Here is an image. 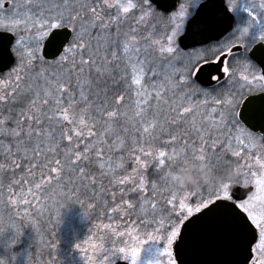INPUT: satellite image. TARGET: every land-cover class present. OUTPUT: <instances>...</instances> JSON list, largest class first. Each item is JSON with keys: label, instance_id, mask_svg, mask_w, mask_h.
<instances>
[{"label": "snow or ice", "instance_id": "obj_1", "mask_svg": "<svg viewBox=\"0 0 264 264\" xmlns=\"http://www.w3.org/2000/svg\"><path fill=\"white\" fill-rule=\"evenodd\" d=\"M0 82V145H11L0 151V185L89 196L108 220L109 210L134 214L145 229L141 239L98 226L108 232L75 245L85 264H141L147 245V264H188L193 226L217 218L227 221L225 264H264V156L232 160L244 159L234 144L264 142V0H0ZM201 98L210 111L197 127ZM181 129L177 152L169 141ZM213 157L211 181L175 186L187 161L215 167ZM46 208L53 225L51 206L35 214ZM21 237L15 225L0 231V264H16Z\"/></svg>", "mask_w": 264, "mask_h": 264}, {"label": "trees", "instance_id": "obj_2", "mask_svg": "<svg viewBox=\"0 0 264 264\" xmlns=\"http://www.w3.org/2000/svg\"><path fill=\"white\" fill-rule=\"evenodd\" d=\"M18 103L19 101L11 103L13 111H19V108L16 107ZM0 111H2V109H0ZM77 113V117H79L80 113ZM191 137L192 136H188L187 140ZM10 147L11 145L7 140H5L4 143L0 145V151H7ZM13 151H15V149H13ZM20 163L23 162L21 161ZM188 163H192V161L189 160ZM166 166L167 165H165V167ZM185 168L188 167L186 166ZM185 168L178 175L182 176L185 173V170H187ZM188 169L194 174H200L197 171L198 169ZM4 171L11 175L12 170L9 169L7 165H5ZM15 171L20 172V169H16ZM18 178L19 177H17V179ZM152 179L151 170L149 169V176L146 183L150 182ZM96 180L98 187L102 184L104 187H108L109 190H111V186L108 184L106 177H100L97 174ZM174 184L178 187L177 182ZM123 187H127V185ZM22 191L27 193V197L30 193V204H24L23 202L16 201L17 197L20 198V193ZM92 191L96 190L92 189ZM100 195L101 193L97 192V197ZM103 195L106 196L108 193H103ZM1 196L4 198L2 199ZM67 197L68 196L66 195H60L59 190L48 189L47 184H42L40 189H36L34 184L28 182H25L23 187H21L18 183H12L11 185L6 183L4 185H0V210L7 212H11L12 208L13 210H16V216L13 215L14 217H4V220L8 223L5 225L2 224V227L0 228L10 229L12 225L20 226V233H22V237L19 243L21 244V247L22 245H25L27 256L31 253L29 258L31 264L38 262H41V264H84L83 257L75 247L76 243L84 241V238H82V235L84 234L100 235L108 232L107 229L98 226L111 223V221L107 219L101 210H99V205L94 204L92 197L73 195L69 198V202L67 201ZM11 201H16V203L13 204ZM89 205L94 206L89 207ZM42 206H51L53 212L52 219L57 221L55 224L46 225L44 223V221L48 218L47 208L45 209L44 217H39L35 214V210ZM66 206L68 207L66 208ZM70 208H76L74 213H70L71 216L68 215L66 217L61 215L63 212L66 214V212H68L67 209L69 210ZM25 215L28 216V219L24 218ZM108 215L116 216V214L112 213L110 210ZM132 218L133 215L129 214L127 216H122L117 220L125 221L126 219ZM33 221H35L42 229L39 234L35 232L32 226ZM49 228L54 231V236L49 235ZM128 229L130 230V228ZM134 230H132L133 233ZM149 230L151 229H148V231ZM9 235L11 237L12 233L10 232ZM78 235H80V237ZM49 241H53L55 243V247H51ZM88 254L91 255V251H89Z\"/></svg>", "mask_w": 264, "mask_h": 264}, {"label": "rangeland", "instance_id": "obj_3", "mask_svg": "<svg viewBox=\"0 0 264 264\" xmlns=\"http://www.w3.org/2000/svg\"><path fill=\"white\" fill-rule=\"evenodd\" d=\"M3 88H1V94H3ZM192 106L194 108H197L198 107V112H197V115L196 117H194V120H193V123L196 124L197 127H199V124H200V117H201V114L205 111V109H208V111H210V108H208V105L205 104L203 102V98L199 99V100H193L192 101ZM69 115V118L71 119V117H73V113L71 111H69L67 113ZM78 114V113H77ZM191 124H186L185 127L188 128V129H191ZM184 134V129H181L180 132L177 134L176 136V139L174 141H169L170 143H176L178 145V148H177V152L179 151V146L181 145V135ZM202 135L205 136V139H207V133H204L202 132L201 133ZM192 135H195V133L193 132ZM192 137L190 139H188V141H191ZM211 143V141H208L207 143H205L203 145V147L205 148V150L207 151V148L209 146V144ZM256 144H258V141L255 143V146L254 147H251L249 149H245L241 146H238V145H233L234 148L238 149L241 151V155L244 157L243 160H241L239 157H234L235 159L234 160H239L240 161V165L243 166L245 163H252V162H255L254 159L252 158L251 156V153H254V152H260L259 155L257 156H264V145H261L262 147L260 148H256ZM166 151H169L171 152L170 149H165ZM216 150H219V143H217L216 145ZM178 158H182V157H178ZM192 163H188V161L186 162L185 164V167L187 166L188 168H192V169H198L197 171L201 174V173H206V175H203L202 179L200 180V182L202 181H211L213 178H214V173L216 171V168H218L220 166V164L218 162H216V158L213 157V161L216 163V166L213 167L212 164H205L201 159H196V160H191ZM184 167V168H185ZM188 168H185L187 170L186 171H189ZM181 176L180 175H175L174 176V183L177 182L178 184V188H185V187H188V186H192V187H195L191 184H181L179 183V178ZM199 182V183H200ZM125 186V185H124ZM176 186V185H175ZM2 197V196H1ZM4 197H2L3 199ZM29 201H31V195L29 193V196L26 197ZM67 201L69 202V197H67ZM16 201H20V198L17 197L16 198ZM6 203V202H4ZM65 207V206H64ZM68 206H66L67 208ZM12 211L11 212H7V211H4V210H0V227H2V224H7L8 222L4 220V217L6 216H12L14 217L13 215L16 216V210H13V208L11 209ZM15 211V212H13ZM68 212H63L61 213L62 216H71L70 213H74V211H76V208H70L69 210L67 209ZM69 213V214H67ZM130 215H133V218L132 219H126L125 221H120V220H117L115 219V216L113 220H111V224L118 228V230H123V231H132L134 230V235H139L141 237V239L144 238V233H145V229L141 227L140 225V222L137 220L136 216L134 214H130ZM87 227V226H86ZM15 228L18 229L20 231V226L19 225H15ZM88 228V227H87ZM130 228V230L128 229ZM11 229V228H10ZM10 229H2L0 228V231H3V232H8ZM148 231V229H147ZM151 231V230H149ZM11 235V234H10ZM9 233L6 234L5 236V240H8L10 239ZM92 234H84L82 235L84 238V240L90 236ZM80 237V235H78ZM21 244H16L13 248V251L15 253H17V259H16V264H27V259H28V256H27V251H26V248H25V245H22V247L20 246ZM153 253H154V248L151 246V245H147L146 248H145V251L142 253V261H141V264H147L148 261L151 260L152 256H153ZM2 255H6V252H5V249L3 247H0V256ZM90 255V254H89ZM83 262H84V259H83ZM30 263V261H29ZM31 264V263H30ZM35 264H41V262H38V263H35ZM85 264V262H84Z\"/></svg>", "mask_w": 264, "mask_h": 264}, {"label": "water", "instance_id": "obj_4", "mask_svg": "<svg viewBox=\"0 0 264 264\" xmlns=\"http://www.w3.org/2000/svg\"><path fill=\"white\" fill-rule=\"evenodd\" d=\"M226 225L225 219L217 218L203 223L198 222L193 226V242L185 254L188 264H225L231 258ZM119 264L124 262L121 261Z\"/></svg>", "mask_w": 264, "mask_h": 264}, {"label": "clouds", "instance_id": "obj_5", "mask_svg": "<svg viewBox=\"0 0 264 264\" xmlns=\"http://www.w3.org/2000/svg\"><path fill=\"white\" fill-rule=\"evenodd\" d=\"M203 175H206V173L201 174H194L191 170L186 171L180 178L179 183L181 184H191L193 186H197L202 179Z\"/></svg>", "mask_w": 264, "mask_h": 264}, {"label": "flooded vegetation", "instance_id": "obj_6", "mask_svg": "<svg viewBox=\"0 0 264 264\" xmlns=\"http://www.w3.org/2000/svg\"><path fill=\"white\" fill-rule=\"evenodd\" d=\"M2 87H4V86L2 85V82H0V92H1V88H2ZM8 90H9V93L11 94V89L9 88ZM0 94H1V93H0ZM260 94H261V93H257L256 95L258 96V95H260ZM12 102H14V101H12ZM12 102H11V103H12ZM75 115L77 116V113H76ZM71 118H72V117H71ZM257 135H260V133H257ZM261 145H264V142H260V141H258V144H256V146H257L256 148H260V147H262ZM254 153H255L256 155H259L260 152H258V153H257V152H254ZM235 158H236V157H235ZM235 158L232 157V160H234ZM252 163H254V162H252Z\"/></svg>", "mask_w": 264, "mask_h": 264}]
</instances>
